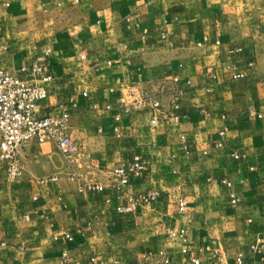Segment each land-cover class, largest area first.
Here are the masks:
<instances>
[{
    "label": "crops",
    "instance_id": "crops-1",
    "mask_svg": "<svg viewBox=\"0 0 264 264\" xmlns=\"http://www.w3.org/2000/svg\"><path fill=\"white\" fill-rule=\"evenodd\" d=\"M0 68L47 87L38 114L68 107L83 152L0 162V264H264V0H0Z\"/></svg>",
    "mask_w": 264,
    "mask_h": 264
},
{
    "label": "built area",
    "instance_id": "built-area-1",
    "mask_svg": "<svg viewBox=\"0 0 264 264\" xmlns=\"http://www.w3.org/2000/svg\"><path fill=\"white\" fill-rule=\"evenodd\" d=\"M34 70L38 72L41 68L35 66ZM48 94L49 91L45 85L0 68V162L6 165L9 179H16L23 175L19 155L32 142L54 143L60 153L71 163L78 162L83 155L71 136L72 114L67 106L60 105L45 114L36 112L37 106L48 98ZM129 97V100L122 99L127 110H130L134 105L147 106L149 102L148 95L139 89L131 88ZM157 105L158 103H156ZM107 107L109 108V106ZM152 122L156 123L157 118H154ZM145 169L146 161L141 156L135 155L127 166L114 168L111 175L119 186H125L129 183L130 175L140 176ZM77 177H79L78 174L71 176L72 179ZM88 186L104 188L99 183ZM232 197L236 201V194L233 193ZM120 210L124 209L120 208ZM184 210L185 202L180 201L179 211L183 212ZM184 233L185 231L181 230L179 233L173 232L170 235L172 237L184 236ZM193 261L195 264H200L198 258ZM236 261L238 264H245L244 254L240 253ZM146 264H171V260L166 253L162 252L156 259Z\"/></svg>",
    "mask_w": 264,
    "mask_h": 264
}]
</instances>
